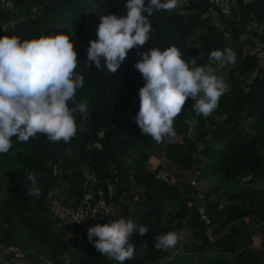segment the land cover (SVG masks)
<instances>
[{
  "label": "trees",
  "instance_id": "1",
  "mask_svg": "<svg viewBox=\"0 0 264 264\" xmlns=\"http://www.w3.org/2000/svg\"><path fill=\"white\" fill-rule=\"evenodd\" d=\"M3 1L8 2L0 4V36L15 35L21 40L56 32L67 34L69 19L85 10L88 14L94 7L101 16L126 15V0ZM148 2L145 0L146 6ZM209 8V0H183L171 12L154 10L148 17L152 31L143 52L152 47L163 50L176 46L189 56V62L199 61L200 66L209 63L212 50L232 48L236 54L235 64L225 65L216 72L230 86L220 97L217 109L207 118L198 116L192 108L195 100L188 98L174 121L175 137L179 134L181 137L178 140L166 137L159 144L150 136L142 135L134 120L139 110L138 90L145 83L140 72L134 73L121 65L118 72L111 73L103 59L100 68L88 63L87 48L92 38L82 31L83 23L78 24L74 45L78 55L76 72L83 76L84 87L77 90L76 101H85L88 111L75 114L77 134L69 143L51 142L41 133L27 142L12 137L13 153L7 156V167L0 180V245L11 242L22 243L28 250L34 247L31 254H36L35 259L39 255L53 264L65 259L67 264H119L101 255L90 242L73 241L71 245L60 231L46 229L47 220L40 207L51 189L47 176L52 174L53 164L66 159L65 150H69L74 154L70 160V165H74L72 171L83 164L97 178L93 185L77 181L74 199L86 188L101 187L106 195L108 184L117 198L121 190L131 195L134 185L140 188L138 197L147 208L129 211L120 203L118 213L124 219L131 218L138 226H148L149 231L144 236L132 234L129 243L139 248L140 255L124 264L145 261L150 264H264V249L251 245L254 222L262 224L263 233L258 236L264 239L263 188L254 191L244 185L237 191L226 190L225 202L219 206L217 198L209 197L215 187H199L207 223L194 208L186 206L195 192L187 179L188 172L192 173L189 176L200 175L206 182L216 183L213 179L221 178L236 187L254 177L264 179V61L256 65L254 57H241V47L231 44L251 19L264 22V0L238 3L231 17L219 12L218 22H213L209 15L203 16ZM195 24H198L199 44L190 48L188 37L195 31ZM224 30L229 31L230 41L224 37ZM212 66L216 68L215 63ZM69 106L74 105L70 102ZM246 119L250 120V132L242 128L241 121ZM150 155L160 156L171 166L173 181L159 175V165L147 168ZM29 172L36 174L40 196L28 195ZM64 175L65 171L58 177L63 179ZM110 200L115 203L113 196ZM243 218L244 225L236 223ZM183 220L186 228L181 226ZM207 224L213 232L212 240L204 234ZM167 230L185 233L191 245L177 249L165 260L167 251L155 249L153 242ZM153 234L156 239H151Z\"/></svg>",
  "mask_w": 264,
  "mask_h": 264
},
{
  "label": "clouds",
  "instance_id": "2",
  "mask_svg": "<svg viewBox=\"0 0 264 264\" xmlns=\"http://www.w3.org/2000/svg\"><path fill=\"white\" fill-rule=\"evenodd\" d=\"M178 4L179 0H149L146 6L145 0H126V15L100 16L97 38L87 48V62L100 68L103 59L109 72H118L128 52L148 42L152 31L148 17L153 11L171 12ZM72 36L64 32L24 40L0 36V153L11 149L12 137L27 142L41 133L51 142L65 143L75 138V114L87 112L88 105L76 101L84 78L76 72L78 55ZM140 56L134 67L145 83L138 90L139 110L134 120L141 134L157 144L176 136L174 121L188 98L195 100L192 108L198 116L207 118L217 109L230 86L216 72L236 63L232 48L212 50L209 63L203 66H195V60L187 62L176 46L152 47ZM27 180L31 181L28 195L40 196L36 174L29 172ZM82 220L67 219L65 223ZM148 231V226H138L131 218H120L87 228V239L101 255L124 264L135 256V246L129 243L132 234L144 236ZM182 239L181 234L170 231L157 237V247L167 251Z\"/></svg>",
  "mask_w": 264,
  "mask_h": 264
},
{
  "label": "rangeland",
  "instance_id": "3",
  "mask_svg": "<svg viewBox=\"0 0 264 264\" xmlns=\"http://www.w3.org/2000/svg\"><path fill=\"white\" fill-rule=\"evenodd\" d=\"M8 1H3L0 0V4L2 5H7ZM183 2V0H179V4H181ZM86 10L82 13H80L79 15L75 16L74 18H70L69 19V30H68V35L71 37L72 35V42L75 45L76 44V40H77V35L79 33V27L78 24L80 22L83 23L82 26V31L85 32V34L90 35V37L92 38V40L97 38L96 35V29L97 26L100 22V12L96 9V7L93 8V10H91L88 14H86ZM207 16L209 15L210 18L216 22H218V16H212L210 14L204 13L203 16ZM11 23V21H10ZM198 27V24H195V31L191 32L189 37H188V41H189V47L190 48H195L198 44L199 41L196 39V28ZM264 27V22H260L258 23V21L256 22V20L251 19L249 23L246 24V28L244 30V32L241 33V36L239 35L238 38L235 41H232L231 44L233 45H239L241 47V57L243 56H252L255 58V63L256 65H259L262 61H264V36L262 33ZM231 37V36H230ZM228 41H230V38H227ZM259 42L261 44H263V47L260 48V50H262V52L258 53L255 52V47H253V45ZM241 43V44H239ZM143 52V46L139 47V48H133L131 49L128 54L126 59L123 61V63L121 64L123 67H125L126 69L134 72V73H138L139 71L134 67L135 63L138 61V55L139 53ZM131 53V55H130ZM191 56V55H190ZM183 58L189 62V56L183 53ZM195 66H200V62L197 61ZM192 100H194L192 98ZM83 103H85V101H82ZM242 124V128L244 129V131L246 132H250L251 131V124H250V120L246 119L244 121H241ZM181 137L180 134L176 138V140H178ZM95 145H98L97 142H95ZM13 153V151H8L7 153H0V180L1 177L3 176V170L6 169L7 167V156L11 155ZM65 156L66 159H60L58 160L55 164H53L51 167V175H49V177L47 176V180L50 181V188L47 192H46V196L45 198H43V203L44 205H41L40 209H41V213H44V217L47 220L46 223V229L47 230H57L59 231L58 227H64L67 230V226L68 224L65 223V221H62V219L60 218L58 220V217L55 214L56 213V209H60L62 211H67L71 205H72V201L74 199V197L76 196L73 192V189L75 188V185L77 183V181L82 180L83 182H86L87 185H93L97 183V178H96V174L89 172L87 170V167L83 164H81L78 168L75 166V172L72 171L74 165H70V162L73 160L74 158V154L69 151V150H65ZM153 156V155H151ZM156 158V163L155 165H159V175L162 177H168L171 179V181L174 180V176L172 175L173 173V169L171 168V166L160 156L155 155L154 156ZM68 159V160H67ZM71 160V161H70ZM150 160V159H149ZM155 165H153L152 163L149 164L150 168H153ZM63 171H65V175L63 176V179L59 178L58 176H60V174L63 173ZM114 171V169H113ZM193 172H198L197 170H194ZM111 173V172H110ZM192 174L191 172L187 173L188 177H195V179L198 182V187L200 188H216L215 190H213L211 192V194L209 195L210 198H217L219 200V206H222L224 204V191L226 190H235L237 191L238 189L242 188V186H248L256 191L258 189H264V179L262 180L260 177H254L251 181L248 182H242L238 187H236L235 184H231V183H227L225 181H223L221 178H214V181H218L216 183L213 182H206L200 175H190ZM110 182V180H108ZM111 183V182H110ZM112 184V183H111ZM112 186V185H111ZM108 186V187H111ZM114 186V185H113ZM117 188V187H115ZM132 192L131 195H128L127 192H124L123 190H121V192L118 193V198H117V194L116 192H112V195L110 197L113 196V200L115 201L112 202V200H110V197L108 196L109 201V208H110V216H112L113 218V214L115 213V211L118 209H121L120 203L123 204L125 207H127V209L129 211L131 210H139V209H145L147 208L146 205H144L142 203V201L140 200V198L138 197V195L140 194V188L138 186H133L130 193ZM116 195V197H115ZM118 199V200H117ZM63 200H65L63 202ZM117 210V211H118ZM165 213V211L163 212V214ZM164 217V216H163ZM112 221L115 219H111ZM246 222V219L243 218V220H239L236 223L239 225H244V223ZM58 224V225H57ZM254 228H255V232L252 235L253 238L251 240V245L253 247H255L256 243H257V237L258 235H261V233H263L262 229H260V227L262 226V224L260 222L258 223H253ZM57 226V227H56ZM182 228H186L185 224H184V220L182 221ZM181 228V229H182ZM135 233V232H134ZM133 233V234H134ZM177 233L181 234L183 239L177 244V246L173 249H169L167 250L166 253V257L165 260L170 258L171 254L174 253L175 251H180L184 248H189V246L191 245V239H189L190 237L185 236V233H181L180 230H177ZM156 236L153 234L151 236V239H154ZM260 239V238H259ZM67 243L68 244H72L73 243V239H67ZM253 241V242H252ZM260 242L258 241L257 245H259ZM19 245L24 246L22 243H19ZM23 247V248H24ZM26 251H29L28 254H31L33 252L30 251H34V247L31 248L30 250L24 248ZM139 248L135 247V256L140 255L139 252ZM55 251H53L52 253H54ZM34 255V254H31ZM35 257V256H34ZM164 257H162V259H164ZM46 259V258H45ZM161 259V260H162ZM49 260V259H48ZM160 260V261H161ZM31 262L32 264H38L36 262V259L31 258L30 256H28L26 254L25 258H23L22 262L23 263H28ZM50 261V260H49ZM51 263L49 264H53L52 261H50ZM3 264H7L4 263ZM48 264V263H46ZM60 264H67L66 261L61 262ZM143 264H150L149 261H145Z\"/></svg>",
  "mask_w": 264,
  "mask_h": 264
},
{
  "label": "built area",
  "instance_id": "4",
  "mask_svg": "<svg viewBox=\"0 0 264 264\" xmlns=\"http://www.w3.org/2000/svg\"><path fill=\"white\" fill-rule=\"evenodd\" d=\"M248 1L249 0H209L210 8L207 14L216 16L217 13L220 12L225 17H231L234 9H237L238 3H245ZM212 21L216 22L214 20ZM262 33L264 36V27ZM223 34L225 38L229 37V31L224 30ZM261 45L263 47V44ZM187 179L189 183L195 188V192L192 195V198L186 201V206L188 209L194 208L199 218L203 222L207 223L208 217L202 204L203 196L199 190L198 182L194 176L188 177ZM56 210H58L56 211V213H58L56 216H59L58 220L61 218L62 221L66 222L67 219H83L79 223L75 221L67 223V230L64 227L61 228L63 231L62 237L66 242H68L67 239H73L75 243L89 242L87 239V228L94 226L95 224L108 223L107 221L110 218L108 195H105L101 187H96L94 189L86 188L76 199L73 200L71 207L67 211H62L60 209ZM170 231L173 230H167L166 233ZM204 234L209 240H212L213 232L210 225H205ZM95 239L96 238L93 237V240ZM261 240H263V245H261V248L264 249V239ZM153 247L162 251V249L157 247V239L153 242ZM26 254L27 251L18 244L9 242L7 244L0 245V264H3L7 257L12 259H23L25 258Z\"/></svg>",
  "mask_w": 264,
  "mask_h": 264
},
{
  "label": "crops",
  "instance_id": "5",
  "mask_svg": "<svg viewBox=\"0 0 264 264\" xmlns=\"http://www.w3.org/2000/svg\"><path fill=\"white\" fill-rule=\"evenodd\" d=\"M253 47H255V52H257V54L258 53H260V52H262V50H260V48L262 47V45H261V43H259V42H256L254 45H253ZM155 155H153V156H149L148 157V159H147V162H146V165H147V168L148 169H151L150 167H149V164L150 163H152L153 165H155V163H156V158L154 157ZM150 159V160H149ZM156 166V165H155ZM108 186H111L110 184H108L107 185V189H108V194H109V197H110V195L112 194V192L114 191V189H113V187L111 186V187H108ZM118 200V199H117ZM73 202V201H72ZM118 210V209H117ZM115 211V213L113 214V218H112V216H111V218L112 219H115V220H117V219H120V218H122L121 216H120V212L118 213V211ZM110 218V219H111ZM110 221H112V220H110ZM109 221V222H110ZM58 225V224H57ZM57 227V226H56ZM61 228H63V227H61V226H59L58 227V229H59V231L62 233L61 235L63 236V231L61 230ZM253 238V236L251 237V239ZM260 237L258 236L257 237V243H258V241L260 242V244L259 245H257V243H256V245H255V248H261V239H259ZM253 242V241H252ZM262 249V248H261ZM28 256H30L31 258H33V259H35V257H34V255H36V254H34V255H31V254H27ZM22 260L23 259H12V258H10V257H7L6 259H5V261H4V263H7V264H26V263H23L22 262ZM36 262L38 263V264H46V263H51L48 259H45L44 257H42V258H37L36 259ZM27 264H32L30 261L27 263Z\"/></svg>",
  "mask_w": 264,
  "mask_h": 264
},
{
  "label": "water",
  "instance_id": "6",
  "mask_svg": "<svg viewBox=\"0 0 264 264\" xmlns=\"http://www.w3.org/2000/svg\"><path fill=\"white\" fill-rule=\"evenodd\" d=\"M156 213V212H155ZM157 214V217H158V213H156Z\"/></svg>",
  "mask_w": 264,
  "mask_h": 264
}]
</instances>
